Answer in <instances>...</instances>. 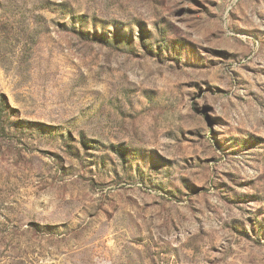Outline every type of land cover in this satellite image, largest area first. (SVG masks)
Here are the masks:
<instances>
[{
  "label": "rangeland",
  "instance_id": "rangeland-1",
  "mask_svg": "<svg viewBox=\"0 0 264 264\" xmlns=\"http://www.w3.org/2000/svg\"><path fill=\"white\" fill-rule=\"evenodd\" d=\"M0 264H264V0H0Z\"/></svg>",
  "mask_w": 264,
  "mask_h": 264
}]
</instances>
